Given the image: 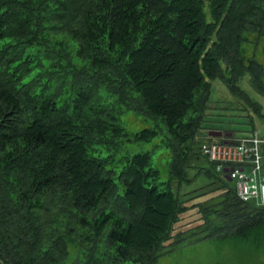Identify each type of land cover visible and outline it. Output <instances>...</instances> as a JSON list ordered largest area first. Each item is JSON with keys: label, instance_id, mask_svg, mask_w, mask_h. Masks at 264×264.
Here are the masks:
<instances>
[{"label": "trees", "instance_id": "obj_1", "mask_svg": "<svg viewBox=\"0 0 264 264\" xmlns=\"http://www.w3.org/2000/svg\"><path fill=\"white\" fill-rule=\"evenodd\" d=\"M262 55L264 0H0V264H158L187 210L171 182L200 156L212 81L263 116L238 85L264 94ZM127 111L155 126L128 131ZM205 173L225 209H200L201 239L264 251V206Z\"/></svg>", "mask_w": 264, "mask_h": 264}, {"label": "rangeland", "instance_id": "obj_2", "mask_svg": "<svg viewBox=\"0 0 264 264\" xmlns=\"http://www.w3.org/2000/svg\"><path fill=\"white\" fill-rule=\"evenodd\" d=\"M260 58L264 60L263 55ZM238 85L254 102L259 104L263 116L258 114L254 105L246 99L232 93L222 80L215 79L212 81L211 96L199 135L205 133L207 128H214L232 132L234 136H242L256 128L264 136V94L252 86L249 76H244ZM122 122L130 132L155 126L153 119L133 111L125 112L122 115ZM160 124L164 130V124L162 122ZM164 135L161 133L151 142H127L121 147L120 155L126 154L129 150L133 153L151 150ZM194 147L198 149L200 156L192 159V165L186 174L188 180L182 183L175 178L171 182L176 194L187 206V210L175 224L173 238L166 242L161 250V259L158 264H264L263 249L251 247L250 243L241 239H201L208 231L205 230L200 209L208 207L213 211L224 210L225 190L220 177L208 176L205 173L206 169H211L215 173L216 171L213 162L202 155L198 141H195ZM169 161L170 156L167 150H156L153 165L160 170L162 182L170 180ZM228 184L232 188L235 186L234 181L228 180ZM212 218L221 222L217 214Z\"/></svg>", "mask_w": 264, "mask_h": 264}, {"label": "built area", "instance_id": "obj_3", "mask_svg": "<svg viewBox=\"0 0 264 264\" xmlns=\"http://www.w3.org/2000/svg\"><path fill=\"white\" fill-rule=\"evenodd\" d=\"M195 140L215 170L233 179L242 201L264 206V137L259 129L232 137H213L205 132Z\"/></svg>", "mask_w": 264, "mask_h": 264}, {"label": "water", "instance_id": "obj_4", "mask_svg": "<svg viewBox=\"0 0 264 264\" xmlns=\"http://www.w3.org/2000/svg\"><path fill=\"white\" fill-rule=\"evenodd\" d=\"M209 134L211 136H217V137H223V136H228V137H231L233 135L232 132H227V131H223V130H218V129H212L209 131ZM227 179L229 181H232L233 179L228 176Z\"/></svg>", "mask_w": 264, "mask_h": 264}, {"label": "crops", "instance_id": "obj_5", "mask_svg": "<svg viewBox=\"0 0 264 264\" xmlns=\"http://www.w3.org/2000/svg\"><path fill=\"white\" fill-rule=\"evenodd\" d=\"M256 128H254L253 130H255ZM253 130L251 131V132H253ZM251 132H248V133H245L244 135H248V134H250ZM262 135V134H261ZM262 137H264V136H262Z\"/></svg>", "mask_w": 264, "mask_h": 264}]
</instances>
